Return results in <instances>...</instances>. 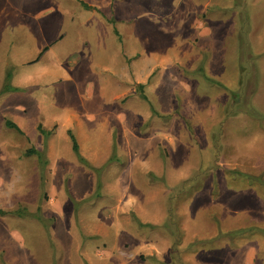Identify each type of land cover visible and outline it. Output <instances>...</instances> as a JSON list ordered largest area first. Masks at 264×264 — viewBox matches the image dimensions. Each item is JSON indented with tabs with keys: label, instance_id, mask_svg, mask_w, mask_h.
<instances>
[{
	"label": "rangeland",
	"instance_id": "1",
	"mask_svg": "<svg viewBox=\"0 0 264 264\" xmlns=\"http://www.w3.org/2000/svg\"><path fill=\"white\" fill-rule=\"evenodd\" d=\"M128 6L103 93L66 81L74 44L28 66L1 32L0 264H264V0Z\"/></svg>",
	"mask_w": 264,
	"mask_h": 264
},
{
	"label": "crops",
	"instance_id": "2",
	"mask_svg": "<svg viewBox=\"0 0 264 264\" xmlns=\"http://www.w3.org/2000/svg\"><path fill=\"white\" fill-rule=\"evenodd\" d=\"M129 2L130 0H0V36L2 30L6 29L14 32L23 31L35 37L38 52L32 60L25 61L28 66L39 62L58 45L65 47L60 49L61 52H68V48L74 44L70 50L79 53L78 70L75 69L76 73L74 71L67 73L66 81L75 88L93 83L103 93V90H109L103 83L114 84L116 73L112 74V79L97 78L94 73L96 64L90 52L93 51V47L106 49L105 47L117 38L121 41L118 26L126 27L132 19L137 18V14H140L136 10L137 7L128 6ZM76 4L80 5L82 13L80 11L77 14L79 8ZM205 31L208 33V28L201 30V33L205 34ZM67 37L70 40L65 42ZM113 57L116 58L115 55ZM102 68L107 70L105 66ZM6 73V71L1 73L3 79ZM71 90L77 93L80 114L83 115L86 107L83 100L90 98H84L86 95L77 89ZM87 90L85 93L90 95L91 89ZM118 98H121V94L115 96V99Z\"/></svg>",
	"mask_w": 264,
	"mask_h": 264
},
{
	"label": "trees",
	"instance_id": "3",
	"mask_svg": "<svg viewBox=\"0 0 264 264\" xmlns=\"http://www.w3.org/2000/svg\"><path fill=\"white\" fill-rule=\"evenodd\" d=\"M10 76H11V75H7V76H6L8 80L10 79ZM8 80H7V81H8ZM10 90H13L12 87L9 85V83H5V86L3 87L1 93H4V92H6V91H10ZM5 125H6V127L9 128V129L15 130V131H17V132H21L20 129H19V127H18L16 124H14L13 122H11V121H8V120H7V121L5 122ZM68 136H69V138H70V142H71V144H72V151H73L74 154L78 157V160L83 161V159L80 157V154H79V146H78V143H77V141H76V138L74 137V135L72 134L71 131H68ZM35 152H36V151H32V150H31V151L28 152V154H29V155H30V154H35Z\"/></svg>",
	"mask_w": 264,
	"mask_h": 264
}]
</instances>
